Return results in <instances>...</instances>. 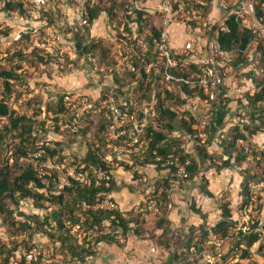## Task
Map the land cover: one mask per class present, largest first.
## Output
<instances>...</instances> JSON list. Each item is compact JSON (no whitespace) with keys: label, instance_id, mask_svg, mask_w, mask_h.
Listing matches in <instances>:
<instances>
[{"label":"rangeland","instance_id":"374dc122","mask_svg":"<svg viewBox=\"0 0 264 264\" xmlns=\"http://www.w3.org/2000/svg\"><path fill=\"white\" fill-rule=\"evenodd\" d=\"M6 1L0 0V70L8 69L12 65H16L17 67L18 65L20 68L17 71L21 73L22 77L19 80L13 81V89L10 95H6L5 99L17 113L24 114L26 117L32 119V122L29 121L32 124L31 137L29 141L25 142V149L28 152L27 157H17L14 154L15 148L20 143V136L16 130L6 132L4 141L0 144V166L4 167V171H7L8 178L12 179L24 166L28 163H33L40 171H46L45 175L52 177L50 179L52 183H49V178H46L47 186L40 191L44 192L46 197L61 193L63 186L70 184L71 181L63 173H57L52 170V159L41 156L43 153L40 152L42 145L55 146L60 149V155L82 160L86 152L96 147L97 144L103 155H111L118 165L124 164L123 161L115 158V153L111 148L107 149L103 146L102 141H100L98 133L99 118L96 116V113L91 111L82 113L79 117V127L77 129L62 128L58 124L59 119L71 121L72 111H70L71 113L65 112V110L59 109L58 104L61 102L62 95L66 92L85 94L93 101L98 100L103 92L114 89L115 80L113 75L116 72L115 66L119 60L123 59V56L119 54V49L122 43H125V47L127 48L133 47L134 36H131L123 28L126 13L124 12L122 2L128 0H93L94 3H98L102 8L110 9L112 16L110 17L109 14L102 11L96 21L90 25V35L85 34L87 30L84 28V25L80 26L82 24V12L85 10L86 4L91 3H89V0H23V7L27 10V14L31 15L29 19H25L24 16L21 17L18 13L8 10L5 6ZM175 1L179 0H172L173 3ZM182 1H184L185 5H189V7H192L194 2L204 4V8H201L202 13H198L199 16L197 18L182 20L177 16L173 19V23H171V25L176 24L183 27L181 29V36L189 34V37L195 38L193 45L189 43L190 39L187 42H183L179 51H183L186 47L184 50L186 52L183 53L187 56V62L196 61L199 63L207 50V43L214 38L215 31L212 27L222 23V19L216 17V15L211 16L213 11L221 13L226 10L225 14L236 12L243 18V22L246 25L252 26L256 18L253 3L258 0ZM161 2L162 0H144L142 2L144 7L152 11V21L157 25L160 24L163 16V13L159 9ZM47 17H51L53 21L50 22ZM74 25L80 26V30L78 31L79 38L83 37V40L88 41L91 39L95 41L99 39L101 41V46L93 51L94 57L82 55L76 50V37L71 29ZM131 26L133 29L136 28L135 23H132ZM122 30L129 35L122 34ZM25 33H28L29 37H25ZM171 34L170 31V41H172ZM122 35L126 37L130 36V38L126 39ZM198 42L200 43L196 45ZM47 45H50L53 51H47L45 48ZM19 51H21L22 56L15 55ZM39 55H42V58H39ZM217 59L220 65H222L220 66L222 72H224L222 86L225 87V90H228L229 94L227 96L222 94L221 96L224 116L222 125L217 126L218 129L214 140L209 142V124L206 127L207 135L202 139L192 136L195 131L189 137L187 131L182 129L184 127L179 120L175 119L172 121L175 129L171 131L166 130L165 123L167 119H163L161 123L155 121L156 128L168 131L167 135L172 138L177 137L178 141H175L177 144L173 145L172 150L180 148L186 153V157L184 158H188L189 160L194 159L199 162L200 169L197 174L192 178L182 179L178 185L182 186V183H191L192 181L199 183V187L195 192L199 200L197 201L195 198V201L191 196L189 197L192 199L190 204V199L187 198V208L192 210L200 209L205 212L207 214V225L211 226L220 217L221 205L227 202L232 212V218L235 220L234 226L229 230L230 235L228 238H221L219 235L211 233L207 236L204 249L200 253H196L197 258L192 259V261L198 259L196 264H225V262L232 264L238 259L237 255L229 253L223 259L222 254L229 252V246L236 239L233 237H235L237 229L241 228L244 230L251 228L255 222L259 225L264 223V161L260 169V172L263 171V177L259 182L252 181L250 183L251 195L254 197L256 203H249V207L245 208L241 202L238 183L241 179V170L248 163H242L240 167L224 168L217 172L214 168H208L210 160L201 159L198 152L200 146L204 147L207 153L215 159L214 162L216 164L222 163V147L225 141L230 139L233 126L240 121L238 115L242 116L241 118L244 120L247 118L248 107L243 101L247 92L244 90L248 84L250 86L251 84L254 85V82H258L264 77V72L262 71L264 67V55H261L260 51L253 47L252 60L246 59L245 69L239 68L237 70L233 68V57L225 62H222L220 58ZM185 68L188 67H182L184 70ZM249 72H253L254 77H249L250 75H247ZM160 87L161 89L168 87L175 95L180 94L184 96L183 91L175 83L165 86L161 82ZM153 91L154 89L152 90V88L146 89L145 87H141L138 93L141 96L145 94L147 98H144V100H147L150 99ZM1 94H3L2 87H0ZM233 100L236 101L235 105H233ZM190 102L196 103V105L198 102H202L201 109L203 111H200V114H196L198 118L207 114L206 118L208 121L213 119V110L217 106L213 101H198L194 98L187 104ZM215 102L217 103L216 100ZM242 103H244V106ZM187 104L177 102L175 104L176 110L181 113L188 106ZM229 111L236 112L235 116H228ZM56 117H58L57 122L55 120ZM152 120L154 121V119ZM6 122V118H2L0 120V127ZM181 129L184 132L177 134L178 131L181 132ZM33 139L34 142H32ZM250 141L251 145L262 147L264 144V134L257 133ZM38 151L41 155L37 154L39 153ZM169 154L181 158L179 155L174 154V152H170ZM34 156L39 158L36 159ZM146 165H140L135 170L133 179H137L138 186H143L145 177L150 175L148 174V170H143L145 169L143 167ZM152 165L154 166L152 168L153 171L157 170L154 172L155 175L153 177L157 176L158 180L170 178L168 170L162 168L161 165L159 167H156L154 164ZM131 171L133 173V170ZM54 174L56 176H53ZM118 174L119 172L115 173L113 171V177H116ZM193 178L194 180H192ZM155 182L145 184L141 191L143 198L127 210L131 215L138 213L139 216L132 215L133 219L138 218V221L146 224L144 230L139 227V236L145 234L144 236L147 237L146 232L149 233V237L153 236V217L158 213H154L153 210L148 208L144 211L138 210L143 206V200L146 198L147 191L150 188L155 187L153 193L156 194L157 189L163 187L162 183L154 186ZM201 185H206L214 193V197L208 198L207 195L201 194ZM64 193L66 194L65 191ZM159 195L157 197L163 199ZM168 198L171 201L169 195ZM34 201V198L31 197L20 199L18 202H14L8 197L5 199V210L0 212V260L8 255V248L16 246L18 254L22 256L23 252L30 249L32 245H35L42 253L46 252L45 258L47 261L49 260L46 264H55L57 261L60 263L69 259V256L60 250L59 244L52 241L42 229H39L40 226L32 215H37L38 219L42 221L45 209L37 208ZM42 201L48 207L47 211L58 206L57 202H48L45 199ZM189 205L192 206L189 207ZM161 206L162 204L159 205L158 210H160ZM190 209H188V212H191ZM188 218L185 217V223L181 222L180 230L173 231L175 235L177 233L179 236L184 235L186 225L196 220V218L192 220H188ZM198 220H196L198 221L196 225L202 222L201 217ZM26 223L30 227H27ZM147 223L150 226H147ZM74 235L79 242H93V238L95 237L90 228L82 225L80 229L74 232ZM187 238L184 235V239H182L187 240ZM261 239H264V231H262ZM258 245L259 243L256 242L251 246L252 255L250 258L241 259L243 264H264L263 251L259 250ZM96 246L97 244L95 245L94 243L93 248L95 251ZM82 263L80 261L79 264ZM21 264L33 263L31 261H24Z\"/></svg>","mask_w":264,"mask_h":264},{"label":"trees","instance_id":"16d2710c","mask_svg":"<svg viewBox=\"0 0 264 264\" xmlns=\"http://www.w3.org/2000/svg\"><path fill=\"white\" fill-rule=\"evenodd\" d=\"M259 1L260 0L253 3L256 18H258L261 13ZM23 3V0H7L5 6L8 10L18 13L19 16H24L25 19H29L31 15L27 14V10L23 7ZM89 3L90 4L88 5L86 4L85 13H82V15L86 18V22L82 23L80 26L84 25V28L87 30V33L85 34L90 35V25L93 24L102 11H105L110 17L112 14L110 9L107 10L102 8L101 5L94 3L93 0H89ZM122 5L124 12L126 13V15L123 14L125 15L123 28L131 36H134L131 57L133 63L139 69V76L136 77V73L130 70H125L122 73H118L115 70L116 72L113 76L115 85L117 86L116 91L123 94L125 92L123 91L124 88L129 89V92L132 94L133 100L137 105V113L140 118L148 116V112H144L145 107L154 111V121L150 119L144 126V130L141 134V138L147 144V150L144 152V157L140 158L139 156L132 155L131 160L142 164L151 163L156 165V167H159L160 161L155 160L153 150H156L157 154L163 159H166L170 152H174V154L179 155L182 159L186 157V153L180 148L172 150L173 145L177 144L175 141H178V139L177 137L172 138L171 136H168L167 133L168 131L175 129V126L172 123L175 119L180 121L181 125L184 127L182 129L187 131V134L191 135L194 131L191 124L198 121V116L193 112L192 108L189 107L190 103H187L194 98L198 101L206 100L207 95L204 94L199 84L193 86L190 82L196 78V74L202 73V68L207 65L204 62H187V56L184 55V53L176 54L175 57L179 59L178 64L169 69L171 81L168 84H177L183 91L184 96H181L180 94L175 95L173 91L168 89V87L161 89L160 84L164 78L162 67L165 66L163 61L155 63V54L152 52V40L154 37H158L160 35L163 26L160 24L157 25L154 21H152L153 13L146 7L135 4L129 0L123 1ZM185 6L190 11L195 10L197 14L202 13L201 8H204V4L199 2H194L192 7H189L187 4ZM47 19L50 22L53 21L51 17H47ZM132 23H135V29L132 28ZM79 27L77 25L71 27L76 37V50L82 55L94 57L93 51L101 46V41L99 39L98 41H95L94 39L88 41L83 40V37L79 38ZM212 28L215 31L214 39H216L220 48L231 53L234 67H244L246 59H248V56L245 53V48L254 37L252 28L249 25H246L243 22V18L236 12H231L222 19L221 25L213 26ZM122 32L129 35L123 30L121 33ZM24 36L29 37V34L25 33ZM122 36L126 39H129L130 37H126L125 35ZM138 38H141L147 46V50L142 56L140 55V49L136 42ZM252 47L260 51L261 55H264V36L257 37L256 42L252 44ZM15 55L22 56L21 51L15 53ZM41 56L39 55V58H42ZM150 63H155L152 67L157 68H153L150 77L147 78L143 67H146V65ZM115 67H117V65ZM182 67L188 68H185L184 70ZM18 68H20L18 65L17 67L16 65H12L8 69L0 70V87L3 88V94L0 95V120L2 118H6L7 120V122L2 124L0 127V144L4 141L6 132L16 130L20 136V143L15 148L14 154L17 157H27L28 152L25 149V142L29 141V138L31 137L32 124L29 123V121L32 122V119L26 117L24 114L17 113L10 107L9 103L5 99L6 95H10L13 89V81L19 80L22 77L21 73L17 71ZM262 71L264 72V67ZM247 75L254 77L253 72H249ZM132 82H134L133 85H131ZM254 83L253 92L250 93L249 90L246 91L245 100L248 107L247 118L244 120L241 118L242 116H240V121L233 126L230 139H225L226 141L222 147V163L219 165L216 164L212 155H209L206 148L201 147L200 145L198 151L201 159L210 160L208 168H214L217 172L224 168L240 167L242 163H248L246 167L242 168L240 173L241 181L239 191L241 194V202L244 206L251 202L252 195L250 183L252 181L259 182L263 177V171L260 172V169L262 167V162L264 161V144L262 147H255L251 145L250 140L258 132L264 130V77L262 80ZM162 84L165 86L167 85L163 82ZM141 87H145L146 89L152 88V90L154 89L150 99L144 100V98H147L146 95H139L138 92ZM106 93L107 92H103L99 99L104 98ZM98 100L96 101L97 103ZM177 102H180V104L186 103L188 106H186L184 110L179 113L178 110H176L175 105ZM242 104L244 106V103ZM128 105L130 107L134 106V104L130 102H128ZM58 106L59 109L65 110V112L72 111L70 106L63 104L62 98ZM213 112V118H215L216 125H222L224 116L223 106L221 105L218 109H214ZM95 113L99 118V139L102 141L103 146L108 149L109 143L106 141L105 131L109 125L110 119L106 114V109H102L101 111ZM183 113L184 115L186 114L189 116L188 121L184 118ZM163 119H167L165 123L166 130H168L167 132L161 128H156L155 121L161 123ZM55 120L57 122L58 117H56ZM32 142H34V139ZM42 147L45 149L41 155L44 158H51L52 161H54L56 155H58V161L64 159L69 160L71 158L60 155V149L55 146L50 147L42 145ZM107 155L108 154L103 155L101 149L96 144V147L91 148L86 152L82 160L74 158L79 164H85L86 167H89L94 165H104L107 160ZM34 157L36 159L39 158L37 156ZM199 169L200 165L198 161L194 159L189 160L187 164L188 177L186 179L194 177ZM4 170V167L0 166V212L5 210V199L7 197L11 198L14 202H18L20 199L24 198H34L35 206L40 209H45V212L42 215V221L38 219L37 215H32V217H34L38 222V225L40 226L39 229H42L52 241L55 243L57 242L60 250L64 251L74 264H79L80 261L83 262L85 260L86 256H91L96 253L93 248L94 243L96 245L101 241L118 242L115 238V229L117 226L122 227L125 237L130 230L140 233L136 227H141L143 223L138 221V218L133 219L132 216L126 218L123 211L119 209L110 210L107 208L94 207L97 198L101 199L104 197V194L102 193H108L113 190L114 177L111 181L110 187L107 188L103 185L96 184H91L89 186L82 185L79 182L68 178L71 183L65 184L61 193L52 194L51 196L46 197L44 192L40 190L46 188V178H49V183H52V180H50L52 177L41 174L40 169H37L33 163H28L24 166V168H22L21 171L12 179L8 178V173ZM52 170L57 172L54 168H52ZM56 174L53 176H56ZM169 179L170 178H164L162 180L157 179L155 185L162 183L163 187L166 188L168 186ZM200 191L208 197H214V193L206 185H201ZM166 193L167 192L163 190L159 195L163 198L161 202L162 206L160 210H158V214L155 216L152 228L153 231L158 229L161 230V232L156 235L155 238L162 246H164V248L170 251L172 264H196L198 259H195L194 261H192V259L197 258L196 253H200L204 249L207 236L210 233L226 236L229 233L230 228L234 226L235 220L232 218V212L228 207V203H223L221 205L219 219L211 226H208L206 221L207 214L200 209H194L199 217H201L202 222L198 225L193 223L186 225V231L183 234L188 238L187 240H183L184 235L179 236L178 233L175 235L169 227L170 221L167 218V213L169 209L168 203L170 200ZM43 199L48 202H57L58 206L47 211L48 207L45 203H43ZM83 202L89 206L83 205ZM66 221H71L74 224L79 223L80 226L82 225L95 231L96 234L93 238L94 243L92 241L79 242L77 237L67 226ZM25 225L30 227L28 223ZM44 226H46L45 229ZM262 231H264V223L259 225L257 222H255L251 228L244 230L241 228L237 229V233L235 237H233L236 238L235 241H232L231 246H229V252L222 254V258L224 259L229 253H232L237 255L238 258L232 264H243L241 259L250 258L252 255L250 248L256 242L259 243L258 248L263 251L264 255V239H261ZM32 246L34 247L35 245ZM7 252L8 255L4 257V259L0 260V264H11L12 259L18 257L16 246L8 248ZM42 256L43 255H39L38 259L32 260L31 263L38 264L42 262L43 258V261H46L45 256ZM24 261L27 260L22 255L19 258L18 264H21ZM55 264H59V262L57 261ZM225 264L228 263L225 262Z\"/></svg>","mask_w":264,"mask_h":264},{"label":"built area","instance_id":"2783aa9c","mask_svg":"<svg viewBox=\"0 0 264 264\" xmlns=\"http://www.w3.org/2000/svg\"><path fill=\"white\" fill-rule=\"evenodd\" d=\"M135 4L142 5V0H130ZM260 5V16L255 18V22L252 26V32L254 34L253 39L247 44L245 48V53L248 56L249 60H252V52L253 47L252 44L256 42L257 37L264 36V0L259 1ZM159 9L163 13V16L160 20V25L163 26L161 33L158 37H154L152 40V52L155 54L156 62L163 61V83H168L171 81V74L169 73V69L172 66L178 64V58L175 57L176 54H182L186 51H176L173 50L170 44V30L169 27L171 23H173V19L175 17H179L182 20H191L193 18H197L199 15L195 10H188L185 6L184 1L179 0L174 3L172 0H162ZM85 11V10H84ZM82 13H85V12ZM86 18L81 15V23H85ZM125 34V33H122ZM130 38V37H129ZM189 42L193 45V40ZM139 49L140 55H144V52L147 50V46L145 42L138 38L136 40ZM207 50L205 54L200 59L201 62L206 63V67L202 68V73L196 74V78L191 80V85L199 84L202 88L204 94L207 95L205 101H213L215 105V109H218L221 106V97H219V87L223 85V74L220 66V63L217 58H220L222 62L229 61L231 58V53L229 51L222 50L216 41V39H211L207 43ZM47 51H53L50 45L45 46ZM192 50V49H191ZM133 51V47H125V43H122L121 48L119 49V54L123 56V59L119 60L117 67H115L118 73H122L125 70H130L136 73V77L139 76V69L133 63L131 53ZM125 53V54H124ZM150 63L143 67L144 72L147 75V78L150 77L151 71L153 68V64ZM180 79V78H179ZM178 79V80H179ZM134 82L131 83L133 85ZM122 95L116 91V89H111L107 91L106 96L102 99L91 100L85 94L81 93H72L66 92L62 95L63 104L66 106H70L72 108V119L71 121L66 119H60L58 124L62 128H71L77 129L79 127V117L82 113L86 111L99 112L102 109H106V114L110 119L109 125L105 131L106 141L109 143V148L115 153V158L118 160L123 159L124 156L131 157L139 156L140 158L144 157V152L147 150L146 142L141 138V134L144 130V126L148 123V121L153 119L154 111L145 107L144 112H148V116H143L140 118L138 116V108L136 103L133 100L132 94L129 92V89L126 88ZM121 95V96H120ZM121 97L123 99H121ZM217 101V103L215 102ZM128 102L134 104L133 107L128 105ZM193 103V102H192ZM149 109V111H148ZM184 118L189 120L188 115H184ZM53 123V122H52ZM208 125V120L206 117L198 118L197 122L191 124L192 129L195 133L192 134L193 137L205 138L207 135L206 127ZM181 132L184 130L181 129ZM190 137L191 135L188 134ZM44 147H41L40 152H44ZM39 152V151H38ZM37 153V154H40ZM153 154L155 155V160L160 161V165L169 171L170 179L168 182V186L159 187L157 189V193L154 194V188H150L147 191V196L143 200V206L138 211H144L146 208L153 210L154 213L158 212V207L162 202V199L157 197V195L161 194L163 190L167 192V195H170L172 191L178 187L179 183L182 179H186L188 177L187 164L189 162L188 158L181 159L178 156L167 155L166 159H163L160 155L157 154L156 150H153ZM41 155V154H40ZM58 155H56L51 167L54 168L57 172L63 173L67 178H71L82 185H103L104 187H110L111 181L113 179V171L116 167L117 162L112 159L111 155L107 156V160L104 165H94L86 167L85 164H79L78 161L71 157L69 160H57ZM46 171H41V174H45ZM112 191L104 194L103 198H97L94 207L95 208H107L110 210L119 209L116 201L112 196ZM256 203L254 197H251L250 203ZM83 205L89 206L85 202ZM251 205V204H250ZM249 205H245V208H248ZM120 210V209H119ZM122 211V210H121ZM124 216L129 218L132 215L138 216L136 214H129L127 211H123ZM67 226L70 228L71 232H75L80 229L79 223H72L71 221H66ZM93 231V230H92ZM116 240L120 242H124L126 237L123 234L122 227L117 226L115 229ZM95 231H93V235H95ZM212 234V233H211ZM219 235V234H217ZM230 233L226 236L219 235L221 238H228ZM225 238V239H226ZM53 250V248H51ZM45 256L46 252L42 253L36 246L31 249L24 251L23 256L27 261L37 260L39 255ZM17 258L12 259L11 264H18L19 258L21 257L17 253ZM44 260V258H43ZM38 264H46L49 262L47 259ZM59 264H74L72 260H66L60 262Z\"/></svg>","mask_w":264,"mask_h":264},{"label":"crops","instance_id":"0c3cea01","mask_svg":"<svg viewBox=\"0 0 264 264\" xmlns=\"http://www.w3.org/2000/svg\"><path fill=\"white\" fill-rule=\"evenodd\" d=\"M216 7H219V6H216ZM224 11L226 12V10ZM225 12L222 11L221 13L220 12L217 13V11H213L211 16L216 15V17H219V19H223L224 17H226L228 14L231 13L229 12L225 14ZM218 14L219 16H217ZM181 29H183V27L177 26L176 24H172L169 27V30L171 31L172 33L171 35L173 38V39L171 38L172 41H170L169 46L173 50H176V51L181 50V46L183 42H187L189 39L190 40L192 39L194 41L195 39V38L193 39L191 36L189 37V34H185L184 36H181V33H182ZM200 42H198L196 45H198ZM184 49H186V47ZM245 66L239 67V68L245 69ZM233 68L235 70L239 69L237 67H233ZM249 86L250 85L248 84V86L246 87L244 91L246 92L247 90H249V92L252 93L254 90L253 84H251L250 87ZM116 88L117 86L115 85L114 89ZM224 88L225 87L223 86L219 87V97H221L222 94H224V96H227L229 94L227 92L228 90L227 89L225 90ZM123 91H127L126 88H124ZM121 99L123 98L121 97ZM243 101L246 103L245 98L243 99ZM206 102H210V101H206ZM201 103L198 102V104L196 105V103L190 102L189 107L192 108L195 114H198V113L200 114V111H203V109H201L202 108ZM235 103L236 101L233 100V105H235ZM235 113L236 112L229 111L228 116H233V115L235 116ZM207 116L208 115L205 114L200 117L202 118V117H207ZM239 117L240 116L238 115V118ZM208 124L210 127V130H209V137H210L209 142H210L211 140L212 141L214 140L215 133L217 132L218 128L215 122V118H213L211 121H208ZM258 133L264 134V130ZM177 134H182V132L178 131ZM121 161H123L124 164H119L114 169V172L115 173L119 172V174L116 175V177H114V188L111 194L115 198L114 200L116 201L119 209L122 211H127L129 210V208L134 206L136 203H138L143 198V194L141 193V191L143 190L144 185L150 184L151 182L152 183L155 182L158 179V177L157 176L153 177L155 175L154 172L157 171V170L153 171L152 168L154 166L151 163H145L147 165L143 167L145 168L143 170H148V174L150 175L145 177V182L143 183L144 184L143 186L141 185L138 186L139 183L137 179H133L134 173L138 166L144 165V164L142 163L135 164V162L131 160V157H128V156H124L123 159H121ZM131 170H133V173ZM192 180H194V178ZM240 181L241 179L239 180L238 185H240ZM198 187H199V183L196 181H192L191 183L186 182L185 184L182 183V186L176 187L175 191H173L169 195V197L171 198V201L168 203L169 209L167 213V218L170 221L169 227L171 228L172 231L181 229V222L185 223L184 222L185 217H189L188 220L190 219L192 220L194 218H196V220L199 219L198 214H196L194 210L187 208L188 207L187 198L192 196L194 200L195 198L197 199V201L199 200L195 193ZM189 199H190V204H191L192 199L191 198ZM191 206L192 205H189V207ZM199 206L201 205L199 204ZM201 207L203 208V206ZM188 209H190L191 212H188ZM154 219L155 217H153V221ZM196 220L194 222L192 221L191 222L196 224L199 221V220L198 221ZM145 225L146 224L143 223L140 229L143 228L144 230ZM147 226H150L149 223H147ZM136 229H139V227H136ZM160 232L161 230L157 229L153 231L154 235L150 237H149V233L146 232L147 237H145L144 236L145 234L143 236H139V234L136 233L134 230H130L126 236V240L123 243L119 244L116 241H111V242L101 241L97 243L96 253L93 254L92 256H88V257L86 256L82 264H172V258H171L170 251L164 248V246H162L161 243L155 238V236L158 235Z\"/></svg>","mask_w":264,"mask_h":264}]
</instances>
